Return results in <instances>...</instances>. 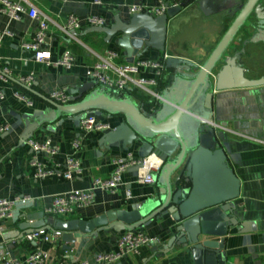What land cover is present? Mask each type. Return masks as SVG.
Returning a JSON list of instances; mask_svg holds the SVG:
<instances>
[{"label":"crops","instance_id":"obj_1","mask_svg":"<svg viewBox=\"0 0 264 264\" xmlns=\"http://www.w3.org/2000/svg\"><path fill=\"white\" fill-rule=\"evenodd\" d=\"M164 1L185 4L180 12L168 20L164 52L149 49L131 59L126 56L125 50L117 46L115 38L105 42L104 35L90 32L84 20L89 15L100 16L105 20L104 26L108 27L117 15L126 21L130 16L129 6L156 5L158 0H102L100 4L93 0H31L51 20L47 45L52 58H57L63 50L70 51L75 57V63L69 70L36 62L31 52L22 48L23 43L32 40L37 28L36 20L27 15L14 20L0 11V31L10 33L3 38L0 46V68H6L9 72L7 79L0 78L3 97L0 98V123L9 125V130L0 135V198L31 199L25 203L19 202L13 208L11 218L3 222L0 264H8L3 258L5 252L11 258L21 260L35 249L45 253L46 264H96L97 257L113 251L118 237L126 231L141 230L153 241L157 240L158 247L171 235V231H164L171 223L169 216L152 218L130 229L122 222L115 221L97 228L84 241L74 244L64 243L62 239L57 243L28 240L25 238L26 230L21 228L24 222L22 214L50 207L56 194L88 188L94 178L110 174L114 159L127 152L137 157L148 154L136 144L124 146L122 140H107V134L122 121L120 114L97 110L88 112L94 114L98 121L109 124L110 128L84 132L76 125L78 116L56 115L55 107L48 101L49 94L64 90L72 96L71 103L79 101L83 95L77 90L91 83L86 70L109 49L117 50L120 53L118 61L126 63L134 59L155 60L163 57L193 60L207 51L210 54L235 17L234 12L247 0H212L207 5L210 9L207 14L201 12L195 0ZM69 14L82 21L74 37L65 36L58 28ZM29 73H34V82L26 88L18 79ZM172 74L166 69L162 74V93L170 84ZM125 93L146 113L141 103L145 102L138 92L128 90ZM16 94L23 96L29 104L17 98ZM212 115L213 121L219 124V128L211 132L216 139L215 146L222 148L227 166L240 183L239 195L230 203L236 224L228 225L223 241L226 264H264V85L216 92ZM26 137L38 141L49 139L58 149L54 158L57 162L62 163L69 156L79 158L81 174L71 180L63 178L59 172L43 179L34 178L30 166L32 152L23 141ZM74 139L80 142L76 150L70 145ZM38 158L46 163L43 154ZM177 174L171 176L172 182ZM134 178L135 168L132 167L124 174V187L115 192L97 190L89 206L76 208L58 218L47 216L50 228H53L54 220L89 221L108 212L144 209L160 186L157 182L139 185ZM125 188L131 192L128 199L124 196ZM66 246L70 248L66 249ZM154 247L155 244L149 242L142 246L138 254H128L107 264H194L189 251L185 249L176 247L172 253L158 258Z\"/></svg>","mask_w":264,"mask_h":264},{"label":"water","instance_id":"obj_2","mask_svg":"<svg viewBox=\"0 0 264 264\" xmlns=\"http://www.w3.org/2000/svg\"><path fill=\"white\" fill-rule=\"evenodd\" d=\"M211 1L195 0V3L207 14ZM257 1L247 0L234 12L232 22L201 65L184 58L165 59V69L173 74L153 116L143 113L128 96H110L94 88L92 83L77 90L83 95L79 101L61 105L48 100L55 107L56 115L80 116L96 110L120 114L123 119L107 134V140H122L124 146L136 144L147 153L159 151L166 160L153 176L160 186L156 195L140 211L108 212L89 221L54 220L53 228L43 211L24 213L21 228L26 233L59 230L64 243L74 244L115 221L130 229L152 218L169 216L171 223L164 228L171 231L169 238L159 247L157 240L151 241L158 258L179 247L189 251L194 264H226L223 241L228 225L236 224L230 203L239 195L240 183L227 166L224 151L215 146V137L208 133L210 127L218 126L213 121V96L219 91L264 85V78L246 77L244 69L228 59L215 75L212 72ZM184 5L169 6L158 17L133 13L123 21L117 15L110 26L88 30L103 34L105 42L115 38L117 46L131 59L149 49L161 53L165 50L168 20ZM259 18H264V14ZM256 40L254 37L251 42ZM175 173L178 174L172 182L171 176Z\"/></svg>","mask_w":264,"mask_h":264},{"label":"built area","instance_id":"obj_3","mask_svg":"<svg viewBox=\"0 0 264 264\" xmlns=\"http://www.w3.org/2000/svg\"><path fill=\"white\" fill-rule=\"evenodd\" d=\"M102 0H93L100 4ZM174 1L158 0L156 5L135 4L129 6L130 14L148 13L154 17L163 15L169 6H176ZM0 11L9 18L17 20L21 15L37 21V28L32 40L22 44V48L30 51L32 58L36 62L44 63L49 67H60L69 70L75 63V57L68 50H63L57 58H52V53L47 45L49 37V23L51 20L47 15L40 12L31 0H0ZM88 27L104 26L103 17L89 15L84 20ZM82 26V21L75 15L69 14L65 17L63 24L58 26L61 33L68 37H74V32ZM10 35L7 30L0 31V46L5 36ZM120 53L117 50H106L104 55L99 56L93 66L85 72L88 80L93 86L110 96L119 97L128 90L139 93L146 106V113L153 116L162 102V74L165 71V59L145 60L134 59L131 62H119ZM9 72L6 68H0V78L7 79ZM19 83L26 87L32 86L34 73L20 76ZM16 97L29 102L21 95ZM49 99L55 103L65 105L72 102V96L64 90H56L49 94ZM0 98L2 94L0 92ZM76 125L84 132L102 131L110 128L109 124L100 122L92 113L78 116ZM9 130V125L0 123V135ZM24 143L31 149L32 157L30 166L33 168V176L36 179H43L56 172L67 180H71L82 172L79 158L75 156L67 157L62 163L54 160L57 147L49 139L38 141L32 137H26ZM71 147L76 150L80 147L78 139L70 142ZM43 154L46 163L38 156ZM166 157L159 151H152L143 157H137L132 152H127L124 156L112 161V170L106 177H96L90 186L83 190H75L66 193L56 194L52 197L50 207L43 210L44 216L61 217L70 214L74 209L89 206L97 190L115 192L124 187V174L130 168H135L134 182L139 185L153 184V176L157 174ZM126 199L130 198L131 192L128 188L124 190ZM31 201L29 197H15L13 199L0 198V235L4 231L3 222L11 218L13 208L19 203ZM62 232L55 230L49 232L45 229L27 233L25 238L32 241L59 242ZM153 238L147 236L141 230H129L122 233L115 244V249L111 252L102 253L96 259V264H107L115 262L128 254H138L142 246L151 242ZM4 260L8 264H46L47 258L40 249L33 250L24 259L11 258L7 252L4 253ZM86 264V263H80Z\"/></svg>","mask_w":264,"mask_h":264},{"label":"rangeland","instance_id":"obj_4","mask_svg":"<svg viewBox=\"0 0 264 264\" xmlns=\"http://www.w3.org/2000/svg\"><path fill=\"white\" fill-rule=\"evenodd\" d=\"M233 40L228 48L224 51L223 56L220 61L217 63L215 69L212 72V76L219 70V68L225 63V60H233L237 65L245 67L248 72V77L250 79H256L259 76L264 75V45L252 47L250 45L246 46V53L241 54L239 51V45ZM209 55L208 51L203 55H198L193 58V62L201 65L207 56ZM212 78V77H211ZM217 125H219L216 122ZM210 133L214 130H217L219 127H210Z\"/></svg>","mask_w":264,"mask_h":264},{"label":"flooded vegetation","instance_id":"obj_5","mask_svg":"<svg viewBox=\"0 0 264 264\" xmlns=\"http://www.w3.org/2000/svg\"><path fill=\"white\" fill-rule=\"evenodd\" d=\"M261 13L264 14V0L257 1L254 8L240 28L236 39H234L239 45V51L241 52V54L246 53L247 45H250L252 47L264 45V18H259V15ZM254 37H257V40L255 42H251V39ZM242 68L244 69L245 76L248 77L247 74L249 70H247L245 67ZM262 77H264V75Z\"/></svg>","mask_w":264,"mask_h":264},{"label":"trees","instance_id":"obj_6","mask_svg":"<svg viewBox=\"0 0 264 264\" xmlns=\"http://www.w3.org/2000/svg\"><path fill=\"white\" fill-rule=\"evenodd\" d=\"M125 95H127L126 93H122L119 97H123V96H125ZM142 103V105L146 108V106H147V104H144L143 102H141Z\"/></svg>","mask_w":264,"mask_h":264}]
</instances>
